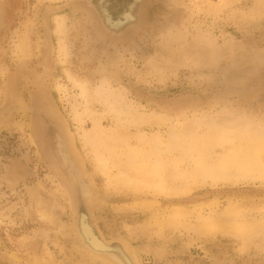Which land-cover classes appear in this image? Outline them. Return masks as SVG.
I'll list each match as a JSON object with an SVG mask.
<instances>
[{
    "label": "rangeland",
    "instance_id": "374dc122",
    "mask_svg": "<svg viewBox=\"0 0 264 264\" xmlns=\"http://www.w3.org/2000/svg\"><path fill=\"white\" fill-rule=\"evenodd\" d=\"M113 1L125 9L117 16ZM149 1L143 7L142 0H0V106L5 91L22 105L21 98L34 101L35 86L45 84L95 175L89 181L94 193L83 182L87 172L72 166L77 158L66 135L58 134L60 153L90 206L89 214L77 216L93 231L90 218L97 217L105 238L131 242L139 264H264V222L259 221L264 171L257 166L236 180L188 179L191 190L177 195L114 190L108 184L106 173L125 170L130 158H142L157 141L165 159L175 156L179 170L191 168L198 157L218 165L250 138L260 143L264 163V0ZM50 5L62 6L49 8L42 21ZM90 5L116 40L135 37L114 43ZM105 92L119 93L122 100L103 101ZM139 114L152 118L132 120ZM224 131L235 136L220 140ZM172 136L178 143L191 139L197 148L169 152ZM98 154L108 155L103 171L93 163ZM173 205L186 208L183 220L191 224L199 214L228 211L257 227L244 242L228 232H197L192 225L172 224L159 232L152 212ZM70 227L66 191L37 146L31 116L15 113L0 130V264H101L89 253L81 257L70 250Z\"/></svg>",
    "mask_w": 264,
    "mask_h": 264
},
{
    "label": "bare ground",
    "instance_id": "6f19581e",
    "mask_svg": "<svg viewBox=\"0 0 264 264\" xmlns=\"http://www.w3.org/2000/svg\"><path fill=\"white\" fill-rule=\"evenodd\" d=\"M110 5L112 6V4H110ZM126 15H128V14H126ZM1 16L2 15H0V18H1ZM58 21H61V19H59ZM0 23H1V19H0ZM57 24L58 25H57L56 29L59 30L61 27H60L59 23H57ZM2 26H3V24H2ZM122 27H124V26H122ZM63 51L65 53V49H63ZM81 88H83V87H81ZM84 88H86V87H84ZM107 93L104 94V96L102 97L103 101H108L110 97H111V99L113 98L114 102H119V100L120 101L122 100L121 94H119V93L115 94V95H113L112 93L111 94H107ZM5 95H6V92H5ZM112 95H113V97H112ZM19 97L21 98V96H19ZM21 101H22V98H21ZM18 106H21V105H18ZM24 108H26V107L24 106ZM20 109H23V107H18V108L16 107V110H20ZM24 115H26V114H24ZM132 117L135 118V116H132ZM134 118L132 120H134L136 122L137 121L142 122V121H145V120L152 118V117H147L144 114H139L136 116V120ZM136 122H134V123H136ZM85 136L88 137V135L83 136V138L85 139V140L84 139L83 140L86 144L87 138ZM234 136H235V131H224V132H221L220 140L222 138L232 139ZM89 137H90V135H89ZM92 141H94V139ZM263 142H264V140H263ZM69 143L72 147V151L74 152L75 156L77 157V155L75 153L76 150L74 149V144H72L70 141H69ZM89 143H91V142H89ZM235 143H237V142H235ZM244 143H245V145L242 148V150L239 148L237 150H235L236 149L235 148L234 149L235 151L232 152V155L230 154L231 157H230V155L227 156L229 159L221 157L219 159L218 165L205 163L203 160L200 159V157H198L193 162L194 165L191 168L187 165L186 166L187 168H185L183 170L182 169L179 170L177 168L178 164L175 160L176 159L175 156L171 160L165 159L162 156L163 149H162L160 143L157 141V142H154L152 148L149 147V148H151L149 150V153H144L142 155V158L137 159L138 161H142L144 158H146L148 161L146 166L144 164H141V163L137 164L136 163V162H138L137 160L130 158V160L127 161L128 168H126L125 170L123 168V169L119 170L118 172L116 171V173L113 175L106 173L107 178H108V184L114 190L126 189V190H132V191H152L153 193H155L157 195H160L163 193L168 194V195H170V194L171 195H177L180 193H184L187 190H191L189 188V185H188V179H192L193 181H197L198 183L205 182V181H207L206 179H209L210 181L214 182L217 179H219V177H221L222 179H229V180L234 179V180H236L242 176L243 172L248 173L252 170H255L256 166L259 168V170L264 171V163H260V156H259L260 143L255 138H252V139L250 138V140H246ZM93 146H92V148H93ZM94 148L96 149V146H94ZM94 148H93V150H94ZM177 148H181V150H184L185 152H190V151L195 150L197 148V146L195 145V143L191 142V139L184 141L183 143H181V142L178 143V142H176V140L172 136V139L168 142V150H169V152H172V149L176 150ZM104 149H106V148H104ZM99 155L100 154L93 157V160H94L93 163H95L96 167H98L99 169H101L103 171V170H105V162L103 159L104 156H102L103 154L101 156H99ZM108 155H109V153H108ZM108 155H106V157H104V158H108L107 157ZM146 156H152V159L148 160V157H146ZM78 159L79 158H77L78 164L83 168V166L80 164L81 161ZM108 160L111 161V160H113V158L109 156ZM108 160H106V162H108ZM134 162L137 165L134 166ZM122 163H124V162H122ZM83 170H84V168H83ZM29 172L31 173V171L28 170L27 173H29ZM71 174H72V172H71ZM90 175H92V174H90ZM178 179H182V180L179 181ZM100 203H101V201H100ZM144 204L145 203L142 202V205H144ZM148 204H147V206H149V208H151V204H149V205ZM185 209L186 208L184 206L173 205L171 208H167V209L165 208L163 210V212H161L160 214L152 212L151 216H152V219L154 220V224L160 226L159 232H161L164 228H169L172 224H177V227H181V228H183V227L186 228L188 225H192L197 229V232L198 231L199 232H203V231H205V232L206 231L228 232L230 234L236 235V237H241V241H243V242L246 238H248L249 236H251L253 234L254 230H256V227H257L256 222H253L252 220H251L252 222H250V220L248 221V220L242 219L240 213L228 212V211L227 212H221V213H208L206 215L199 214V216H197L195 218L194 222H192V224H191L190 222L185 221L186 220V218H185L186 215L184 214ZM179 217H181V218H179ZM183 218H185V220H183ZM261 218H263V217H261ZM147 220L145 221L146 225H147ZM263 220H259V221L261 223H263L264 222ZM259 221H257L258 224L260 223ZM76 224H77L79 236H81L83 243L85 242L90 247L89 248V247L85 246L88 249V251H84V253H81V257H83L84 254L88 255V253H89L91 255V256L88 255L89 257L94 259V261L97 260L96 254L97 253L99 254L101 251L106 252L107 247L105 245L102 246L101 241H99L96 237L93 236L94 231L90 227V225L87 224L85 219L83 220L82 218H79L77 216ZM263 225H264V223L262 224V226ZM259 227H261V225ZM156 231H158V230H156ZM120 249L117 251L120 252ZM239 249H241V247ZM86 258H88V257H86ZM118 259L120 262H122V264H126V263H123V260L120 258V256ZM99 262L101 263V261H99ZM101 264H105V263H101Z\"/></svg>",
    "mask_w": 264,
    "mask_h": 264
},
{
    "label": "water",
    "instance_id": "95a60500",
    "mask_svg": "<svg viewBox=\"0 0 264 264\" xmlns=\"http://www.w3.org/2000/svg\"><path fill=\"white\" fill-rule=\"evenodd\" d=\"M149 2H150L149 0H142V4H144L143 7H146L147 5H149ZM66 3H67V1H66ZM114 3L115 4H114V8L112 9V14H113V16H117L118 14L122 13L125 9L120 11L118 6H116L117 2H114ZM64 5H65V3H64ZM85 5L86 6L88 5L87 2H85ZM91 5H90V7H92L94 9L91 11H92L95 19L102 26L101 20H100L99 15H98V11H96L95 7L91 6ZM60 6H62V5H50V6H48L42 13V21H43L44 14L46 13V11L49 8L60 7ZM125 8H126V5H125ZM56 11H58V10H56ZM0 12L1 13L3 12L2 8H0ZM3 19H4V15H3ZM144 23H142V25L140 24L142 26L141 29L143 28ZM102 27H103L102 30H104L105 34L112 37L111 32L107 31L104 28V26H102ZM47 30H48V32L45 33V36H46L48 43H49V46H50V43L52 42L51 41V35H50L49 29H47ZM136 35H138V34H136ZM134 37L135 36L128 37V38L122 37V38H119L117 40L114 37H112V38H113V40L115 39L114 43L121 44V43H125L127 41H130ZM50 49H51V46H50ZM7 86H4V87L7 88ZM34 91L36 94V99L34 101H31V102H24L22 100L21 106H23V109H20V110L15 109L16 107L18 108L21 106L15 105L16 102H15L14 96H12V94H9L6 91L5 92L7 94L5 95V92H4L3 98H4L5 102L3 105L0 106V114L2 115V119L0 121V130L10 124L11 119L14 117L15 113L30 114V116H31V129H32L33 137L37 143V146L41 150V152L43 153L45 159L47 160V162L50 166V168L53 170L55 176L57 177V179L59 180L61 185L64 187L66 194H67V198H68L69 205L71 208V227H70L68 233L66 234L68 242L70 243L69 248L77 256H81V253H84V251H88V249L85 247L86 245L80 239L77 224H76V216L78 215V213L82 214V215L89 214L90 206L88 204H86L84 202V200L82 199V195L80 193L81 191L78 187V183H76L74 178H72L73 176L70 172V169L67 166L66 162L64 161L62 154L60 153L61 149H60V146L58 144V141H59L57 138L58 134L61 133V135H62L64 133L66 135V140L68 142L70 141L72 144H74V149L76 150L75 153L77 155L76 158H79L78 160L81 161L80 164L83 166L84 170L87 172L88 175H90V170L86 166L85 160H84L81 152L77 148L75 137L73 136V133L70 130L69 123L67 122V120L63 116V114L60 111L57 104L54 102V100L45 91V84H40V85L35 86ZM11 105H13V106L15 105V107L13 109H11ZM24 106L26 108H24ZM8 113H9V115H8ZM49 129L52 130L51 136L47 135V132ZM73 165H75V167L77 166V168H80L79 164L76 162V160L74 161V164H72V166ZM92 178L95 179V175H94V177H92L90 175V176H87L86 178H83V182L85 181L84 182L85 184L89 183L91 185V183L89 181H90V179L93 181ZM91 187H92L91 189H93L92 191L95 193L96 190L93 188L92 185H91ZM96 206H98V203ZM94 216H95V214H94ZM98 220L99 219L97 217H94L93 219L90 218V221L94 224V229H95L94 230L95 232H93V236L96 237L99 241H101L102 246L105 245L107 247L106 248L107 251L106 252L101 251L99 254L97 253L96 254L97 260L101 261V263H105V264H122V262H120L118 259L120 256V258H122V260H124V263H126V264H139L137 259L135 258V255L132 253V250H131L133 244L129 241H127V243H126L124 240H120L118 237H116V235H112L109 238H105L100 233L101 231L97 225ZM99 236H100V238L102 237L103 239L102 238L100 239ZM118 240H120V241H118ZM116 244H120L122 246V248L120 249V252H117V251H115V249H113V247Z\"/></svg>",
    "mask_w": 264,
    "mask_h": 264
}]
</instances>
